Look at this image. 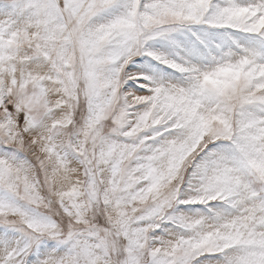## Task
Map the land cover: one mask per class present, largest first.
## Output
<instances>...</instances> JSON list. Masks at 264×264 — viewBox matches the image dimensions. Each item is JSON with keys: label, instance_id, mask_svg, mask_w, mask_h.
<instances>
[{"label": "snow or ice", "instance_id": "obj_1", "mask_svg": "<svg viewBox=\"0 0 264 264\" xmlns=\"http://www.w3.org/2000/svg\"><path fill=\"white\" fill-rule=\"evenodd\" d=\"M0 264H264V0H0Z\"/></svg>", "mask_w": 264, "mask_h": 264}]
</instances>
